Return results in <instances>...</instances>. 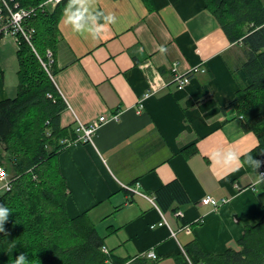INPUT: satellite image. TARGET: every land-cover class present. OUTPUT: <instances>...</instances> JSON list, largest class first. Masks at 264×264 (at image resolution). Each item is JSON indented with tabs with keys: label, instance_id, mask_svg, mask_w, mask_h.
I'll return each instance as SVG.
<instances>
[{
	"label": "crops",
	"instance_id": "0c3cea01",
	"mask_svg": "<svg viewBox=\"0 0 264 264\" xmlns=\"http://www.w3.org/2000/svg\"><path fill=\"white\" fill-rule=\"evenodd\" d=\"M95 7L116 16L96 39L62 23L65 6L60 18L54 83L67 104L62 125L75 129L117 111L120 118L104 124L93 143L73 142L60 153L68 215L86 213L122 260L154 252L159 264H174L194 241L210 255L236 248L264 215V184L253 189L261 168L213 159L231 149L243 162L258 144L237 110L224 109L245 85L238 73L244 46L229 40L204 0H96ZM16 52L12 40L0 42V101L10 98ZM176 63L181 73L201 69L182 90L173 83ZM150 83L161 88L138 114L134 106ZM172 183L186 201L173 199L163 210L156 193ZM206 196L226 203L215 210L202 204Z\"/></svg>",
	"mask_w": 264,
	"mask_h": 264
},
{
	"label": "trees",
	"instance_id": "16d2710c",
	"mask_svg": "<svg viewBox=\"0 0 264 264\" xmlns=\"http://www.w3.org/2000/svg\"><path fill=\"white\" fill-rule=\"evenodd\" d=\"M16 1L21 7L36 9V15L28 21L35 30L36 52L27 42L19 45L17 94L0 101V164L13 180L11 191L0 197V205L11 212L4 223L5 230L0 232V264H13L21 253L26 254L28 264H159V259L146 256L122 260L109 251L105 253V236L88 215H68L69 190L59 155L67 146L63 140L75 141L78 134L76 128L62 125L67 104L54 83L59 71V22L67 0L53 11L41 7L45 0ZM204 1L229 40L241 42L246 50L247 61L238 72L245 85L224 109L235 108L242 129L256 135L258 144L248 155L261 161L263 168L264 2ZM47 50L54 54L48 71L40 60L47 62ZM173 199L186 201L178 183L156 193L163 210ZM184 251L173 257L174 264H264V215L257 225L245 228L236 248L230 247L221 255L205 253L197 241Z\"/></svg>",
	"mask_w": 264,
	"mask_h": 264
},
{
	"label": "built area",
	"instance_id": "2783aa9c",
	"mask_svg": "<svg viewBox=\"0 0 264 264\" xmlns=\"http://www.w3.org/2000/svg\"><path fill=\"white\" fill-rule=\"evenodd\" d=\"M64 1L65 0H45L41 7L53 11ZM34 15H36V9L21 7L19 2H17L16 0H0V42L5 40H12L18 48L19 45L24 41L27 42L35 51V48L33 46V35L35 33V30L28 26L29 19ZM46 58L47 62H44L41 58L40 60L44 68L48 71L54 62V54L51 50H47ZM199 71H201V69L195 67L185 73H181L179 72L178 64H173V66L171 67L173 83L176 85L178 90H182L190 84L192 75ZM160 88L161 86H159L158 84L150 83L148 91L134 106L136 113L140 114L144 110L145 100L157 93ZM119 118L120 112L117 111L110 116L103 114L88 125H85L82 122L78 121L76 126L78 138L75 141L63 140V143L66 145H69L73 142L93 143L95 135L104 124L112 120L117 121L119 120ZM0 173H2V175H0V181L2 182V186L0 188L1 197L3 193L11 191L13 180L8 175L6 169L2 166H0ZM260 173H264V167L261 168ZM126 188L132 192H135L136 194H140L137 190H134L129 186H126ZM201 202L203 205L211 206L216 210L223 204H225L226 200L218 201L211 196H206L202 199ZM164 223L166 222L163 220L160 225H163ZM103 251L105 253H108V250L106 248H104ZM146 257L152 260L157 259V255L154 252H149Z\"/></svg>",
	"mask_w": 264,
	"mask_h": 264
},
{
	"label": "clouds",
	"instance_id": "9594fccd",
	"mask_svg": "<svg viewBox=\"0 0 264 264\" xmlns=\"http://www.w3.org/2000/svg\"><path fill=\"white\" fill-rule=\"evenodd\" d=\"M96 0H67L62 23L70 26L72 31L79 34H87L93 39L100 37L108 30L109 25L116 23V16L112 13L105 14L104 11L95 7ZM161 52L166 51L161 48ZM239 153L228 149L217 151L214 154V162L224 165H235L237 168L248 164L255 171L261 167V161L256 160L251 155H246V160L241 162ZM264 184V173H259L253 183V189L258 191V186ZM10 210L4 205H0V232H3L4 223L10 215ZM13 264H28L26 254L21 253Z\"/></svg>",
	"mask_w": 264,
	"mask_h": 264
},
{
	"label": "rangeland",
	"instance_id": "374dc122",
	"mask_svg": "<svg viewBox=\"0 0 264 264\" xmlns=\"http://www.w3.org/2000/svg\"><path fill=\"white\" fill-rule=\"evenodd\" d=\"M262 1L264 2V0H262ZM15 47L17 48L16 45H15ZM13 64H14V66L17 69V61L16 60L13 61ZM7 70H8V72H11L12 71V63L7 67ZM17 83H18V81H17V75L16 74H13L12 75L11 73L10 74L8 73L7 88H8V96L10 98H14L16 96V94H17V90H16L17 89V87H16L17 86ZM10 87H11V89H10ZM0 166L5 167L3 164H0ZM1 186H2V182L0 181V188H1Z\"/></svg>",
	"mask_w": 264,
	"mask_h": 264
},
{
	"label": "snow or ice",
	"instance_id": "6c2138e0",
	"mask_svg": "<svg viewBox=\"0 0 264 264\" xmlns=\"http://www.w3.org/2000/svg\"><path fill=\"white\" fill-rule=\"evenodd\" d=\"M0 175H2V173H0Z\"/></svg>",
	"mask_w": 264,
	"mask_h": 264
}]
</instances>
